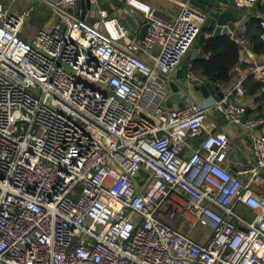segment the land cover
Returning a JSON list of instances; mask_svg holds the SVG:
<instances>
[{"label":"built area","instance_id":"1","mask_svg":"<svg viewBox=\"0 0 264 264\" xmlns=\"http://www.w3.org/2000/svg\"><path fill=\"white\" fill-rule=\"evenodd\" d=\"M38 1L56 21L30 38L34 4L0 3V264H264V135L233 170V143L209 119L243 123L248 74L235 65L219 101L169 103L207 15L184 4L162 20L142 0H115L147 25L135 41L98 0H86L94 23L73 15L79 0ZM257 2L233 0L264 45ZM208 81L187 66L185 85Z\"/></svg>","mask_w":264,"mask_h":264},{"label":"crops","instance_id":"2","mask_svg":"<svg viewBox=\"0 0 264 264\" xmlns=\"http://www.w3.org/2000/svg\"><path fill=\"white\" fill-rule=\"evenodd\" d=\"M149 4L156 12V15L162 20H172L177 15L181 6L184 4H190V0H142ZM80 2V3H79ZM0 3L10 6L13 11H21L26 8L28 5L34 4L35 8L31 14V17L26 22L25 30L22 34L24 38H30L33 33L42 28H50L53 23L56 21V17L53 16L50 7L38 0H0ZM99 8L106 10L108 16L111 18L116 17L122 24H125L130 29V40L138 41L144 36V23L140 14L135 13L129 8L124 7L115 0H98ZM197 9V8H196ZM199 10V9H198ZM222 10H229L235 14L239 19V22L234 24L233 28H230L226 34H221L219 36L213 37V28L208 29L205 32V42L208 39H217L221 37H228L230 42L238 47V64L242 72L248 74V79L259 80L262 84L259 91H255L253 94H248L247 89L242 100L238 101V104L244 107L243 123L240 125H232L227 123L223 117L217 112H210L209 119L218 123V125L224 130V133L231 139L233 143V153L229 161L230 168L236 170L240 167L247 166L253 159L252 154V144L255 139L264 135V126H258L255 128H249L246 125V122L249 120H262L264 121V52H257L261 50L257 46L253 45L249 39L246 46H243L239 43L238 39L241 36L242 28L247 27L251 17L248 12L245 10L238 9L234 6L233 3H228L227 5L222 6ZM201 11V10H200ZM73 15L81 19H86L89 23H94L96 21L97 10L92 8L85 0H79L76 6L73 9ZM205 13L204 11H201ZM210 15V13H205ZM247 31V29H246ZM203 43V46L205 44ZM196 43L193 45L195 47ZM202 47H198V52L196 54L195 60H206L208 57L202 50ZM193 47L191 49H193ZM236 47V48H237ZM227 48V47H226ZM190 49V50H191ZM235 53L231 52L229 49L225 51V56L231 59ZM185 57L183 58L182 63L184 62ZM193 61V62H194ZM191 62V64L193 63ZM180 65V66H181ZM180 68V67H179ZM178 68V69H179ZM177 69V70H178ZM175 74H172V82L175 81ZM215 87L221 84V81L217 77ZM211 79V80H212ZM247 79V80H248ZM232 80V79H231ZM246 80V82H247ZM210 81V80H209ZM208 81V82H209ZM171 82V83H172ZM231 82V81H230ZM245 82V83H246ZM228 84V83H227ZM204 85L193 84L187 86L184 83L183 90H186L187 93V102H198V103H207L210 104L214 101H219L221 97L218 96L217 92H203L201 90H195L196 87H202ZM170 106L172 108H179L178 104L173 96L172 90L170 88ZM247 112V115H246ZM195 146H198L199 141H192ZM256 190L264 195V175H262V182L257 186ZM237 213L241 216L248 218L251 214L250 210L243 206H238ZM201 236L195 237L197 240L203 241L204 238Z\"/></svg>","mask_w":264,"mask_h":264},{"label":"trees","instance_id":"3","mask_svg":"<svg viewBox=\"0 0 264 264\" xmlns=\"http://www.w3.org/2000/svg\"><path fill=\"white\" fill-rule=\"evenodd\" d=\"M252 11L264 12V0H258L256 5L251 9ZM246 37L249 41L257 48V52H264V45L261 43L260 34L262 29L259 25V20L255 17H251L246 27ZM227 47V48H226ZM230 42L228 37H221L217 39H208L202 50L205 55L208 57L206 60H198L192 63L193 70L201 75L207 76L211 80L214 76L221 81V84H227L231 81L230 72L232 68L238 63V47ZM229 49L231 52L236 54L229 59L225 56V51ZM248 79V78H247ZM262 86L261 82L256 79H248L244 84V88L247 89L248 94H253L255 91L260 90ZM246 92V90H245Z\"/></svg>","mask_w":264,"mask_h":264},{"label":"water","instance_id":"4","mask_svg":"<svg viewBox=\"0 0 264 264\" xmlns=\"http://www.w3.org/2000/svg\"><path fill=\"white\" fill-rule=\"evenodd\" d=\"M228 3H233V0H190L191 6L204 11L205 13H210V15L207 14L206 24L202 28L201 33L198 36L197 44L195 45V47H193V49L189 50L186 53L184 62L176 71L175 81L170 83V88L179 108H183L186 104L187 93L183 91V87L186 78L187 66L195 60L196 54L198 52V47L203 46V43L205 42V32L207 31V27L208 29H214L212 36L216 37L221 34H226L230 28L234 27V24L239 22V19L233 12L229 10H222V6L227 5ZM146 28L147 25H144V34L146 32ZM215 81L216 79H212L209 82H206L204 86L200 88L196 87L195 90L214 93L215 91H218V88L215 87ZM217 94L222 98L221 91H218ZM244 119L245 117L243 118V120Z\"/></svg>","mask_w":264,"mask_h":264}]
</instances>
